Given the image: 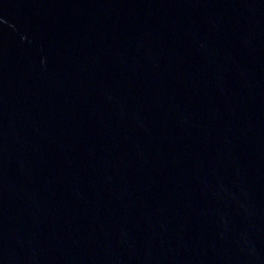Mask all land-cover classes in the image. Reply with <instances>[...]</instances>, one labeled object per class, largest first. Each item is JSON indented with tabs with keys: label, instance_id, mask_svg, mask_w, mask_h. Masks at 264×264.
I'll return each instance as SVG.
<instances>
[{
	"label": "water",
	"instance_id": "1",
	"mask_svg": "<svg viewBox=\"0 0 264 264\" xmlns=\"http://www.w3.org/2000/svg\"><path fill=\"white\" fill-rule=\"evenodd\" d=\"M0 264H264V0H0Z\"/></svg>",
	"mask_w": 264,
	"mask_h": 264
}]
</instances>
